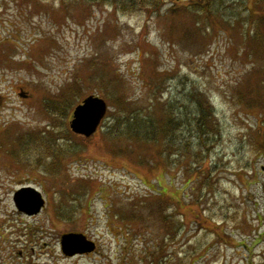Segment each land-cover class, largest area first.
Returning <instances> with one entry per match:
<instances>
[{
    "label": "rangeland",
    "instance_id": "1",
    "mask_svg": "<svg viewBox=\"0 0 264 264\" xmlns=\"http://www.w3.org/2000/svg\"><path fill=\"white\" fill-rule=\"evenodd\" d=\"M155 1L159 14L153 0H131L124 10L113 0H0V264H147L153 253L160 264H262L264 91L254 87L263 58H250L241 29L230 31L220 18L196 27L195 14L182 10L191 0ZM175 4L181 11L169 14ZM100 55L104 77H120L108 93L91 85L98 76L88 64ZM238 89L262 105L242 106ZM195 94L213 112L201 139L189 98ZM90 95L106 101L105 116L90 136L76 134L72 111ZM110 100L151 124L165 112L177 115L173 145L163 152L146 135L116 140ZM58 147L62 157L53 154ZM157 182L172 203L152 198ZM26 186L45 202L32 216L12 200ZM159 208L171 232L152 216ZM71 232L96 249L63 255L59 239Z\"/></svg>",
    "mask_w": 264,
    "mask_h": 264
},
{
    "label": "trees",
    "instance_id": "2",
    "mask_svg": "<svg viewBox=\"0 0 264 264\" xmlns=\"http://www.w3.org/2000/svg\"><path fill=\"white\" fill-rule=\"evenodd\" d=\"M86 1L94 2L98 0H86ZM153 1L154 2H151V3L156 6L154 8L151 7L152 13L155 12V14H159L160 13L159 7L161 4V1L159 3H157L155 0ZM113 3L114 4L112 5L116 6V8L118 9L121 8L123 10L126 9L125 5L127 3L132 4L131 0H113ZM137 3L139 2L133 1V4H137ZM150 5L151 4L148 3V6H146L148 12H150V9H149ZM235 6H238V7L234 8ZM263 7H264V0H231V1L229 0H191V2L187 4L186 9L183 8L182 10H184L185 12H190L192 14H195L194 16L196 19V22H195L196 27L200 26L202 28L203 26L202 23H205V21L206 23L213 24L216 17L222 19L223 25H227V28L230 31L238 27L239 29H241L244 42L246 41L248 42L247 46H248L249 57L250 58L254 57V59H256L257 57H262L264 61V8ZM168 11L170 12L169 14H175L177 11H181V7L175 4L174 6L170 7ZM195 29L197 31L199 30L198 28H195ZM201 35L203 38L206 36L204 35V33ZM100 57L101 55L97 57V60L100 61L101 60ZM102 59H104V57H102ZM104 62L105 61H102V63L101 61L95 62L96 65L94 64L92 66L91 64H88V66L89 68L95 67L94 69L97 71L96 77L98 76V78H96V81H94L91 85L96 86V88H98L100 91H104L105 93H108L110 91L109 87L111 85L113 86L114 84L112 80L117 82L118 81L117 79H120V77L116 75V78L113 77V78L106 79V77H104L103 74L105 75L107 74L106 72L107 64ZM99 63H101L100 67L98 66ZM263 70H264V66L262 69V78L261 79L259 78V80L255 84L256 85V87H254L255 90L264 91V71ZM75 80L76 81L79 80V82H83V79L81 80L80 77ZM108 82L110 83V85H108ZM79 86L81 85H78L77 87H75L74 91L78 90ZM236 93L239 95V101L241 105L244 107H248V108L256 107L257 108L262 105V99L261 98L253 99L252 96L248 95V91L245 93H242L238 89ZM189 98H190L191 105H193L194 107L192 114L195 116L197 132L199 133V138L201 139L202 135L209 133V130L212 127V119H213L212 107L206 98L202 100L200 94H195V96L190 95ZM109 99L110 97L107 96V100ZM110 103L113 104L114 114H113L112 121L114 123L112 127L110 128L109 133L115 136L116 140H118V138L122 136V138L126 140L131 139V140L143 141L139 139H142L146 135V138L148 139L147 142H152L153 144L155 142L156 143L158 142V144H160V146L163 147V152L164 151L166 152L167 150L166 147H171L173 145L174 141L173 140L171 141L170 137L171 136L174 137L175 132L180 127L178 126V124L181 122L180 118L177 115H172L169 112H165L163 115H161V119L159 120L160 122L152 119V124H151L150 122L142 121V119H139L140 116L136 115L135 112L126 113L125 111H128L126 106L123 108L121 107L119 109L120 104L118 102L114 100L112 101L110 100ZM70 107L71 106H69L67 112L69 111ZM167 107H170V106L167 105ZM48 109L52 111V107ZM167 110L169 111L170 109H167ZM258 115L261 117L262 113L259 112ZM192 121H193V118L191 122ZM149 124L151 125L150 127L148 126ZM258 127L261 133L260 135L264 137V124L263 123L261 125L258 124ZM188 144H190L189 141L187 142L186 147L184 146L183 148H186L188 150L190 148ZM44 145H45L44 146L45 150H48L49 149L48 146H46L45 143ZM258 149L264 151V138L261 141V145H259ZM65 151L66 150L64 151L60 150L59 152V147H58V151L55 150L53 154L55 153L56 156L62 157L63 154H65L63 153ZM61 153H62V156H61ZM194 158H196L197 160L199 157L197 158V155H194ZM198 171L196 170L195 173H197ZM200 177H201L200 179L203 181L202 183L206 184L205 181H207L206 180L207 178H210V175L209 173H207V174L200 175ZM195 178H199V176H195ZM159 187H160V184L158 183V188L156 189L152 188L155 194V196H153L152 198H154V200L158 202L159 201L163 202V205L168 202L172 203L170 200L162 197L164 190L160 192ZM180 190L181 192H183L184 187H182ZM199 195H201V193ZM199 195L195 198L196 202H194L197 208L195 209L197 211V212L195 211L196 212L195 216H196V220L198 221V223H200L199 221L204 220L203 209L201 208L202 203L199 201L200 200ZM155 205L152 204V209L155 208L153 207ZM155 210H158L161 212L152 211V216L153 215L156 216L157 219L163 223L164 231L171 232L173 227H172V222L168 221V218H169L168 214L163 212L162 209L160 208L155 209ZM120 226L122 227V225ZM240 245L245 246L246 248H249L245 242H241ZM157 248L159 249L158 246H154L155 251H157ZM162 250H163V247H160V250H158L157 253L161 252ZM161 260L162 259H158L155 256V253H153L152 258L149 259V262L147 264H160ZM127 261H128L127 264H131L130 263L131 261L129 259ZM245 264H253L252 259L247 260ZM262 264H264V260Z\"/></svg>",
    "mask_w": 264,
    "mask_h": 264
},
{
    "label": "water",
    "instance_id": "3",
    "mask_svg": "<svg viewBox=\"0 0 264 264\" xmlns=\"http://www.w3.org/2000/svg\"><path fill=\"white\" fill-rule=\"evenodd\" d=\"M23 96V94H20ZM106 101L98 96L90 95L82 100L72 111L70 129L76 134L90 136L93 134L105 116ZM16 208L27 215L38 214L44 207V199L34 188L26 186L13 195ZM60 250L65 256H75L92 253L96 245L82 233H65L59 240Z\"/></svg>",
    "mask_w": 264,
    "mask_h": 264
},
{
    "label": "flooded vegetation",
    "instance_id": "4",
    "mask_svg": "<svg viewBox=\"0 0 264 264\" xmlns=\"http://www.w3.org/2000/svg\"><path fill=\"white\" fill-rule=\"evenodd\" d=\"M18 94H20V93H18ZM28 95H29V94H28ZM28 95H26V96H28ZM0 99H1V96H0ZM14 145H15V143H14ZM3 147H4V146H2V144L0 143V150L3 149ZM8 151H9V150H8ZM13 152H14V151H13ZM11 157H12V155L9 156L10 159H12ZM14 159H17V158L14 156ZM20 159H21V158H20ZM20 188H22V187H19L17 190H19ZM17 190H16V191H17ZM16 191H14V193H15ZM13 195H14V194H13ZM12 200H13V198H12ZM13 203H14V201H13ZM14 206H15V203H14ZM44 207H45V205H44ZM15 208H16V206H15ZM16 210H17L18 212H20L21 214H23V215H27L26 213L19 211L17 208H16ZM41 210H42V209H41ZM27 216H29V215H27ZM31 216H32V215H31ZM0 237H1V236H0ZM59 240H60V239H59ZM59 245H60V244H59ZM95 245H96V247H97V244H96V243H95ZM95 249H96V248H95ZM21 253H22V252H21ZM90 254H91V253H89L88 255H90ZM82 255L86 256L87 254H82ZM76 256H77V255H76ZM1 260H2V264H6L5 262H7V261H6L5 258H2ZM7 263H8V262H7ZM10 263H11V260H9V263H8V264H10Z\"/></svg>",
    "mask_w": 264,
    "mask_h": 264
}]
</instances>
